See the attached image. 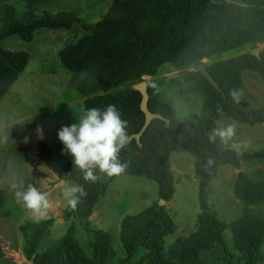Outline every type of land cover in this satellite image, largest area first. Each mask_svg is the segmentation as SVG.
Instances as JSON below:
<instances>
[{
  "label": "trees",
  "instance_id": "16d2710c",
  "mask_svg": "<svg viewBox=\"0 0 264 264\" xmlns=\"http://www.w3.org/2000/svg\"><path fill=\"white\" fill-rule=\"evenodd\" d=\"M241 3L225 0H112L110 9L100 20L82 25L86 34L58 52L62 65L81 75L75 88L86 96L84 111L115 105L128 122L129 141L119 153L120 162L128 165L124 174L155 182L159 199L167 201L174 192L170 153L181 151L194 156L200 212L197 230L192 235L178 237L166 248L163 237L174 231L175 224L164 205L157 202L122 220L120 239L124 252L131 256L143 250L145 264H199L203 251L222 243V234L227 227L232 232L242 264H255L260 257L264 214L246 213L226 222L209 206L207 187L220 165L238 166L240 160L245 159L264 160V147L238 155L218 138L215 142L208 138L220 118L229 117L249 125L264 121V109L249 108L245 94L239 104L231 96L233 89H242L243 70L256 71L264 78V53L260 52L258 58L246 52L206 64L220 90L199 72L186 73L183 81L203 98L205 111L188 120L179 119L173 107L159 98L155 88L147 86L149 110L161 114L164 119H152L139 142L133 135L144 122L140 92L132 87L115 93L106 92L137 83L144 75H154L162 64L174 67L197 65L203 58L238 47L252 49L264 42V0H241ZM8 11L10 20L0 31V42L13 35L30 42L38 29L67 30L77 21L72 13L67 12H43L37 16L29 7L23 18H17L10 7ZM28 59V52L9 51L0 44V98L16 81ZM218 109H222V113ZM36 143L38 158L53 161L58 177L84 185L87 195L81 197L75 210L65 207L64 218L69 221L66 233L47 246H43V238L51 224L50 219L22 223L19 230L25 238V253L28 256L35 253L33 264H108L114 255L111 236L90 225L88 217L115 177L100 174L97 170L101 178L95 183H86L58 138H38ZM233 189L235 196L245 205L264 202V177L251 180L240 172ZM78 227L86 234L85 242L76 237ZM2 254L0 246V256Z\"/></svg>",
  "mask_w": 264,
  "mask_h": 264
},
{
  "label": "rangeland",
  "instance_id": "374dc122",
  "mask_svg": "<svg viewBox=\"0 0 264 264\" xmlns=\"http://www.w3.org/2000/svg\"><path fill=\"white\" fill-rule=\"evenodd\" d=\"M225 1L242 4L241 0ZM111 3L112 0H0V31L10 20L8 7L17 18H23L29 7L37 16L43 12H67L77 18L71 29L36 30L30 42H24L16 35L0 42L6 50L26 51L29 54L26 67L0 98V246L3 250L0 264H33L35 253L31 256L25 253V238L19 226L27 220L38 219L17 203L15 197L16 191L26 189L29 184L49 193V199L53 202L48 217L44 218L50 219L51 224L43 238V246L66 233L69 221L64 218L67 206L64 189L73 183L58 177L53 161L38 158L36 141L44 137L58 138L62 126L77 123L84 113L83 100L86 96L79 94L75 88L81 75L66 69L59 60L58 52L86 34L82 25L100 20L110 9ZM254 48H258L259 54L264 53V42ZM252 49L238 47L203 58L201 63L210 64L246 52L251 53ZM195 66L174 67L162 64L154 75H144L141 81L154 87L159 98L173 107L179 119L188 120L193 115L205 113L203 98L183 81L184 75L193 71ZM241 81L249 108L264 109V78L256 71L245 69L241 73ZM135 83L106 92L115 93L133 88ZM228 124L235 125L236 135L227 147L233 149L231 144L238 145L237 149H233L238 155L264 147V121L249 125L229 117L216 120L217 127ZM38 127L43 129L42 137L37 134ZM169 164L174 192L161 205H164L173 220L175 229L163 237L166 248L176 238L190 236L197 230V215L200 212L194 156L187 152L172 151ZM240 172L251 180L262 178L264 160L245 159L240 160L238 166L228 163L220 165L208 183L207 202L217 217L226 222L246 213L264 214V202L245 205L235 196L234 182ZM155 202H160L158 187L145 177L122 174L108 183L88 217L90 225L111 236L114 255L108 264H145L143 250L131 256L124 252L120 239L122 220ZM76 237L85 242L86 234L78 227ZM199 264H242L229 227L223 231L222 243H216L200 254ZM255 264H264V240Z\"/></svg>",
  "mask_w": 264,
  "mask_h": 264
},
{
  "label": "clouds",
  "instance_id": "9594fccd",
  "mask_svg": "<svg viewBox=\"0 0 264 264\" xmlns=\"http://www.w3.org/2000/svg\"><path fill=\"white\" fill-rule=\"evenodd\" d=\"M232 99L239 104L244 96L242 89H233ZM222 113V109H218ZM128 122L121 116V112L115 105H108L105 109L88 108L78 118L77 123L65 125L58 131V139L73 159L74 166L78 168L86 183H95L101 176L119 177L124 174L128 165L121 163L119 153L129 141L127 132ZM38 136H43V129L37 128ZM236 135L235 125L228 124L216 127L209 133V141L215 142L219 138L225 146ZM233 149L238 145L231 144ZM212 161L209 160V164ZM49 193L39 190L36 186L29 184L26 189L16 191L17 203L27 209L36 219H44L53 206L49 199ZM87 195L84 185L70 184L64 189V198L67 206L73 210L80 203L81 197Z\"/></svg>",
  "mask_w": 264,
  "mask_h": 264
},
{
  "label": "water",
  "instance_id": "95a60500",
  "mask_svg": "<svg viewBox=\"0 0 264 264\" xmlns=\"http://www.w3.org/2000/svg\"><path fill=\"white\" fill-rule=\"evenodd\" d=\"M251 53L258 58L260 56L258 48L252 49ZM194 70L199 72L214 88L220 90L218 84L213 80V78L207 71L205 63L197 64ZM133 88L139 91L141 94L140 109L144 113V122L141 128L139 129V131L133 135L136 138V141L139 142L141 134L144 132L145 128L148 126L150 121L154 118L164 119V117L157 112H152L149 110L147 106V101H148L147 84L145 81L142 80L135 83ZM165 121L168 122L167 119H165ZM163 202L164 200L160 199L159 203L162 204Z\"/></svg>",
  "mask_w": 264,
  "mask_h": 264
}]
</instances>
